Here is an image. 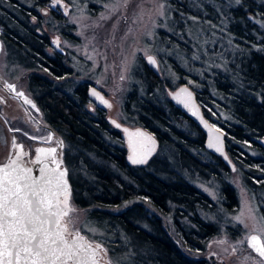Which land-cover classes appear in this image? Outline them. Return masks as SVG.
I'll use <instances>...</instances> for the list:
<instances>
[{
  "label": "trees",
  "instance_id": "obj_1",
  "mask_svg": "<svg viewBox=\"0 0 264 264\" xmlns=\"http://www.w3.org/2000/svg\"><path fill=\"white\" fill-rule=\"evenodd\" d=\"M43 1L0 0V37L24 52L28 66L50 72L48 54L38 50L49 39L33 24L45 15ZM215 1L217 11L210 17L221 18L215 31L225 43L211 48L215 52L206 57L209 68L201 63L196 80L203 82L192 87L179 78L178 84H187L203 115L222 128L223 155L205 147L201 129L169 99L166 89L164 100L158 99L161 85H173L144 61L139 75L148 74V79L142 82L140 98L133 97L136 120L155 133L156 150L163 133L171 135V162L156 151L146 165L128 162L123 138L107 114L87 111L82 86L64 82L68 68H61L60 76L55 72L54 85L32 88L51 95L50 120L65 145L72 200L103 230L107 250L120 249L130 259L126 264H207L198 254L201 248L208 253V245L201 242L216 232V225L202 211L213 209L214 201L194 185V176L216 180L220 205L227 208L236 191L224 175L234 166L257 203L264 202V0H241L239 5L235 0ZM78 161L85 165L82 176L88 181L80 183L83 194L75 190L78 178L72 165Z\"/></svg>",
  "mask_w": 264,
  "mask_h": 264
},
{
  "label": "rangeland",
  "instance_id": "obj_2",
  "mask_svg": "<svg viewBox=\"0 0 264 264\" xmlns=\"http://www.w3.org/2000/svg\"><path fill=\"white\" fill-rule=\"evenodd\" d=\"M66 3H68V15L57 11L58 15L52 17V14L48 13L43 15L41 20L35 18L34 27L43 29L46 36L52 32L59 33L60 45L67 52L71 75L77 79L95 82L106 92L107 101L109 100L112 105L111 108L107 107V114L130 125L139 124L136 120L133 97L140 98L142 82L148 79V74L147 77L139 75L143 71V61L149 65L144 59L146 53L153 55L163 80L173 85L169 88L165 84L164 87L161 85V88L157 89L158 99L164 100L165 91L167 90L168 96V89L178 85L179 78H184L187 82L192 81V87L203 82L200 80L202 77L198 79L200 81L196 80L201 75V63H205L206 68H209L206 57H211V54L215 52L211 48L220 47V44L225 43L226 40L216 37L215 27H213L218 25L216 22L222 23L221 18L210 17L217 11L215 0H188L187 2L185 0H131L126 9L121 8L115 14L105 8L109 0H75V2L66 0ZM161 4H165L164 15H160ZM209 5L210 9H208ZM102 14L110 18L101 19ZM189 17H195L196 22ZM89 56L92 59H88ZM122 75L125 77L123 80ZM208 88L212 92L211 88ZM130 95L132 98L129 97ZM212 105L217 108L214 102ZM214 124L222 129L220 125ZM53 137L51 143L57 141V138ZM161 140V145L155 154L157 157L170 159L171 162L173 159L167 149L172 145V137L163 133ZM72 167L78 178L75 189L78 190L81 181H87L82 176L85 165L78 161ZM224 177L236 191L234 203L229 204L227 208L220 205L221 197L216 180L201 174L191 179L195 186L214 201L213 209L202 212L204 217L212 220L216 225V232L210 235L212 241L209 244L200 241L201 245H208V253L203 254L204 249L199 250L200 247H198V256L207 260V264H253L252 260L245 262V257H254L255 253L247 249L246 244L237 245V241L252 231V221L245 220L248 224V228L245 229L244 224L233 219L234 216L239 215L243 207L244 197H242L241 188L248 191L249 198L253 195L245 187L238 171H229ZM78 192L85 193L83 189ZM261 203H257L256 199L252 203L258 216H264V206ZM71 204L75 209L72 216L79 228L103 242L105 237L103 230L87 216L84 209L72 200V195ZM90 226L97 229L95 234L90 230ZM219 240H224L226 243H216ZM233 247L237 248L236 252L232 251ZM117 251L108 250L112 264H126V261L130 259L123 255L120 249ZM209 253L214 254L215 259H210Z\"/></svg>",
  "mask_w": 264,
  "mask_h": 264
},
{
  "label": "snow or ice",
  "instance_id": "obj_3",
  "mask_svg": "<svg viewBox=\"0 0 264 264\" xmlns=\"http://www.w3.org/2000/svg\"><path fill=\"white\" fill-rule=\"evenodd\" d=\"M130 3L131 0H109L105 8L115 14L121 8L126 9ZM235 3L239 5L241 0H235ZM57 6L63 8L65 15H68V5L64 0H50L49 7L54 9ZM164 9L165 4H161L160 15H164ZM43 11L45 15L48 14L46 10ZM100 18L110 17L102 14ZM189 18L196 22L195 17ZM33 19L35 20V17ZM53 44L59 46V38L54 40ZM88 59L92 57L89 56ZM148 62L152 65L157 63L152 56H148ZM124 78L122 75L121 79ZM191 83L192 81H189V84ZM4 87L5 90L14 92L17 97L23 98L25 104L36 107L23 92H16L14 85L5 83ZM91 95L106 107H112L94 89ZM170 95L178 103L183 104L193 116L198 117L201 124L209 130L207 147L223 155L224 133L219 128L213 132L214 126L200 116L192 92L187 87H182L178 92ZM0 103H3L2 99ZM112 123L120 128V124L115 120ZM14 131L21 130L17 128ZM123 131L128 136L130 163L146 165L156 151L154 137L139 129L129 132L125 128ZM23 134L30 140H37L40 144L49 146L36 147L35 157L30 160L32 165L38 166V175H33L32 167H24L19 163L22 157L29 155V152L25 151L24 145L17 143L15 138L12 141V148L19 151L15 153V158L10 155L8 163L0 166V264H99L101 254L106 257L108 250L100 242L93 243L86 240L77 229L76 220L72 216L75 209L71 207L69 170L63 166L64 142L57 140L55 147L50 146L54 139L51 132L46 136H35L27 132ZM224 158L228 159L226 155ZM232 171L236 172L237 169L233 166ZM241 193L244 197L243 207L239 215L234 216L233 219L244 224L245 229L248 228L245 220H251L252 232L245 234L237 241V245L246 244L247 249L255 253L254 257H245V262L252 260L253 264H264V216H258L252 206L256 199L255 195L249 198L248 191L244 188H241ZM90 230L94 234L97 232V229L91 226ZM216 243L224 244L226 241L219 240ZM232 251L236 252L237 248L233 247Z\"/></svg>",
  "mask_w": 264,
  "mask_h": 264
},
{
  "label": "flooded vegetation",
  "instance_id": "obj_4",
  "mask_svg": "<svg viewBox=\"0 0 264 264\" xmlns=\"http://www.w3.org/2000/svg\"><path fill=\"white\" fill-rule=\"evenodd\" d=\"M49 3L50 0H44L42 2V4H44V7L41 8L42 12H44L43 10H46L47 12L57 14L56 12L60 11L61 14H65L63 8L57 6L53 9L49 7ZM64 3L66 5L68 4L66 3V0H64ZM37 30L40 32L39 29ZM47 37L49 40L46 46L38 48V50L48 54V68L50 72H46L45 70L39 69L38 67L28 66L24 62V52L17 48L8 47L0 37V99L3 100V103H0V161L10 155L15 156V153L19 151V149L12 148L13 138L16 139L17 143H22L24 145V150L29 152V155L31 154L33 147L38 143V141L28 139V137L23 134L25 132L35 136H46L48 132H51L53 136L57 138V140H61L54 127V123L52 120H50V118L54 117V108L52 109V106L49 102L51 95L48 93V91L41 92L32 88H34L36 84H40L41 86L46 83H49L50 86L54 85L53 81L56 77L55 72H58V76H60L63 68L69 69L66 77L64 78V82H67L71 86L75 84L82 86V91L85 97L84 107L87 109V111L92 112L93 110L98 109L99 111H102V113L104 111V113L107 114V107L104 104L95 101V99L89 94V87L91 85H95L105 97L106 92L93 81H88L87 79H77L74 75L72 76L71 66L67 62L68 57L66 49L61 45L57 46L53 44V41L57 38H59L60 41L61 37L59 36V33L52 32ZM145 67L148 69L152 68L146 63ZM46 77L48 78V81L45 80ZM5 83L14 85L16 92H23L24 96L28 99H31L36 107L33 108L31 105L25 104L23 98L17 97L14 92L5 90ZM108 102L110 101L108 100ZM46 107H49V110ZM47 115L49 117L48 120L46 118ZM106 117L111 123V117L108 114ZM118 120L120 122H124L120 119ZM112 125L114 130H117V132L120 133V129L115 127L114 124ZM17 128H19L21 131H14V129ZM38 129L39 131H37ZM51 146L55 147L56 142L51 143ZM58 151L60 150L58 149ZM76 227L81 232V234L85 236L86 240H89L93 243L100 242L106 248L102 240L91 237L81 230L77 224ZM211 241L212 237L210 234H208V239L205 241V243L209 244ZM197 242L198 240L196 239L195 244H197ZM100 262L102 264H106V262H110V264H112L108 252L106 257L101 254L99 263Z\"/></svg>",
  "mask_w": 264,
  "mask_h": 264
},
{
  "label": "water",
  "instance_id": "obj_5",
  "mask_svg": "<svg viewBox=\"0 0 264 264\" xmlns=\"http://www.w3.org/2000/svg\"><path fill=\"white\" fill-rule=\"evenodd\" d=\"M148 56H152L153 57V55L152 54H150V53H146L145 55H144V59L146 60V61H148ZM154 58V57H153ZM149 63V62H148ZM149 65L153 68V70H155V71H157V65L155 64V65H152V64H150L149 63ZM182 87H187L188 89H189V91L190 92H192V96H193V100H194V102H195V104L197 105V107L199 108V113H200V116H202L206 121H208L207 120V118L203 115V113L201 112V109H200V106H199V104H198V102H197V100H196V98L194 97V94H193V90L187 85V84H185V83H180V84H178V85H176V86H174L173 88H171V89H168V97H169V99L186 115V116H188L189 118H191L197 125H198V127L201 129V131L203 132V136H204V138H203V143H204V145H205V147L206 148H208L207 147V144H208V141H209V130L207 129V128H205L204 127V125L203 124H201V122H200V119L198 118V117H196V116H193L192 114H191V112L187 109V108H185L184 106H183V104H181V103H178L176 100H174L173 98H172V95H170V93L171 94H174V93H176V92H178L179 91V89L180 88H182ZM95 90V91H97V92H99L100 93V95L101 96H103V98L106 100V97L103 95V93L95 86V85H91L90 87H89V94L91 95V91L92 90ZM92 96V95H91ZM94 99H95V101H97L98 103H100V101L99 100H97L94 96H92ZM102 104V103H101ZM113 120H115L117 123H119L120 124V134H121V136H122V138H123V142H124V146H125V158H126V160L128 161V162H130L129 160H128V156L130 155V149H129V144H128V136H127V134L123 131V129H125V128H127L128 130H129V132H135L136 130H140V131H142V132H146V133H148L149 135H151V136H153L154 137V139L156 140V146H157V136L152 132V131H150L147 127H145V126H143V125H141V124H127V123H124V122H120L118 119H116V118H113V117H111L110 118V121H111V123H112V121ZM208 123L210 124V125H213L211 122H209L208 121ZM113 124V123H112ZM214 127H213V129H212V131L213 132H215V129L216 128H218V127H216L215 125H213ZM221 130V129H220ZM221 132H222V130H221ZM217 135H219V133H216ZM222 140H223V137H222ZM40 146H49V145H46V144H40L39 142L33 147V151L31 152V154L27 157V156H24V157H22V159L19 161V163L22 165V166H24V167H32L33 168V175H38L39 173H38V171H37V168H38V166H34V165H32L31 163H30V160L31 159H34V157H35V148L36 147H40ZM51 146V145H50ZM209 149V148H208ZM209 150H211V151H215L214 149H209ZM216 152V151H215ZM12 156V158H15V156L14 155H11ZM9 157L10 156H8V157H6V158H4V159H2L1 161H0V166H3L4 164H6V163H8V160H9ZM64 161V160H63ZM63 166L64 167H66L67 168V166L65 165V163L63 164ZM68 182H69V179H68ZM69 186H70V183H69ZM71 207H72V204H71ZM252 231H250V232H248V233H251ZM99 264H102L101 262L99 263ZM104 264V263H103Z\"/></svg>",
  "mask_w": 264,
  "mask_h": 264
}]
</instances>
